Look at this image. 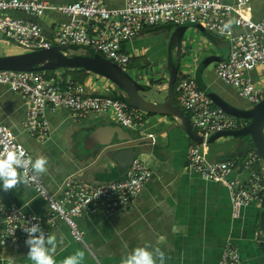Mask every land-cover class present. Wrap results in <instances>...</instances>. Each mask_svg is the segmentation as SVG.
<instances>
[{"label": "crops", "instance_id": "0c3cea01", "mask_svg": "<svg viewBox=\"0 0 264 264\" xmlns=\"http://www.w3.org/2000/svg\"><path fill=\"white\" fill-rule=\"evenodd\" d=\"M47 1L66 4L75 0ZM100 1L110 9L121 8L124 4V0ZM222 1L232 3L234 0ZM249 4L253 20L264 18V0H249ZM11 14L29 18L20 12ZM66 19L68 18L64 15L48 11L41 22L47 26L52 20ZM175 30L173 25L145 27L137 36L123 43V48L130 57L128 65L134 64L136 71L139 67L145 68L139 83L146 88L141 95L151 98L149 101H164L168 96V83L164 78L165 72L171 69L173 55H176L177 41L172 40ZM193 33L196 34L194 31ZM47 35H51L49 30ZM183 37L184 34L180 41V69L189 71L195 78L209 98L211 106L222 108L225 104H230L240 109L248 108L249 103L216 74V64L225 60L228 55L211 54L213 44ZM1 38L3 36L0 35ZM2 43L0 56L6 53L19 54L11 53ZM209 56H216L218 59L207 66L203 65ZM87 73L86 82L76 81L85 85L89 93L110 95L113 92L104 80ZM56 74L66 77L62 71H55L53 76ZM260 76V69L248 74L253 81ZM158 81L163 83L158 84ZM154 87L157 92L152 91ZM162 92L165 94H161ZM173 97L175 105L179 107L174 90ZM26 110V100L0 84V124L9 129L27 149L31 162L41 156L46 158V171L38 174L49 193H55L65 178L72 175L94 185L124 178L129 167L126 155L121 152V163L108 161L103 157L97 160L99 145L91 148L92 144H86L89 134L97 128H106L100 132L97 141L109 136V125L120 126L118 128L129 131L132 138H139L140 143L134 148V156L142 159L152 172V177L131 208L113 213L96 209L77 217L78 227L83 232V242L72 238L62 219L55 218L53 224L46 221V201L26 184L22 176L17 175L18 183L13 189H0L4 204H14L24 213L39 217L42 224L51 230V235L56 237L53 252L56 264H62L64 258L76 251L84 253L79 264H121L122 258L137 246H145L153 251L156 264L160 261L158 252L164 254V264H217L223 246L229 242L237 246L242 264H264V208L260 203L253 202L242 209L238 218H232L227 187L221 182L201 179L196 171L187 166L189 148L200 142L187 135L179 118L144 112L145 121L133 130L121 127L109 116L73 120L66 109H58L55 113L46 109L45 117L50 133L47 139L41 141L31 136L22 126ZM183 112L189 118V114ZM244 123L246 122H238V125ZM194 130L200 135L199 130ZM120 136H125V133L120 132ZM113 138H116V133ZM253 150L255 149L248 137L222 136L216 140H208L205 157L211 163L234 160L237 166L230 178L244 181L250 176V172H264L261 160L249 169L242 167V161ZM2 183L0 180V184ZM1 220L0 214V231ZM27 251L26 246H0V264H33L27 258Z\"/></svg>", "mask_w": 264, "mask_h": 264}, {"label": "built area", "instance_id": "2783aa9c", "mask_svg": "<svg viewBox=\"0 0 264 264\" xmlns=\"http://www.w3.org/2000/svg\"><path fill=\"white\" fill-rule=\"evenodd\" d=\"M48 11L68 19L52 20L45 26L41 19ZM11 12L24 13L29 18L13 16ZM250 12L249 0H234L232 3L222 0H124L123 6L115 9L107 8L100 0H75L66 4H53L47 0H0V35L24 52L52 46H82L125 69L130 57L123 43L145 27L200 25L227 39L229 54L216 64V74L249 105H254L264 99V18L253 20ZM258 69L261 76L256 81L251 80L248 74ZM0 84L26 100L22 126L41 141L50 133L46 109L52 113L66 109L73 120L109 116L122 127L133 130L145 121L143 111L105 94L89 93L85 85L71 77L56 74L47 78L40 71L0 70ZM174 91L179 107L189 114L192 128L199 130L202 137L200 143L189 148L187 166L201 179L221 182L227 187L231 216L236 219L244 207L253 202L261 203L264 172H250L246 180L240 181L230 178L237 166L234 160L207 161L208 137L217 131L237 129L238 121L222 108L212 107L205 92L187 70H180ZM9 152L15 153L21 161L17 175L22 176L26 184L46 201V221L53 224L55 218L62 219L72 238L79 242H83V232L78 227L77 217L96 209L113 213L131 208L152 177L147 164L135 157L123 179L94 185L72 175L65 178L55 193H49L40 175L32 170L27 149L0 124V159L6 158ZM257 161L260 158L253 150L241 165L249 169ZM0 214V246L27 247L24 243L27 233L23 229L31 223H39L45 235H51V230L39 217L24 213L14 204H4L1 195ZM217 264H242L237 246L226 243Z\"/></svg>", "mask_w": 264, "mask_h": 264}, {"label": "water", "instance_id": "95a60500", "mask_svg": "<svg viewBox=\"0 0 264 264\" xmlns=\"http://www.w3.org/2000/svg\"><path fill=\"white\" fill-rule=\"evenodd\" d=\"M181 25L176 28L173 39L176 43V61L179 62L181 51V38L184 34L185 26ZM191 26V25H190ZM194 26V25H192ZM200 30L203 27L196 25ZM67 47L52 46L36 51L23 52L13 55L0 56V70H19V71H43L57 68L82 69L86 72L105 78L113 83L120 93L123 94L124 102L129 106L137 108L143 112L156 115H172L181 120L182 128L187 135L193 140L201 142L202 137L192 128L190 120L186 113L183 112L174 103L173 90L177 75V68L172 66L169 71V80L167 93L168 96L164 101H149L142 94L146 90L145 86L135 81L122 67L105 59L98 53L93 55L74 54L67 55ZM216 56L207 57L203 65H209L212 61H216ZM111 97L110 95H107ZM223 110L237 120L245 121L243 125L235 130L217 131L212 133L208 140H216L222 136H233L238 138H249V142L255 148L258 157L264 163V99L254 105H250L246 109L236 108L230 104H225ZM120 126H107L108 135L105 139L97 141L96 138L105 127H100L92 131L86 139L87 142L94 145H99V154L97 160L101 157L110 160H115L121 163V152L129 159L131 165L134 156V148L139 146V138H132L129 131L118 128ZM122 127V126H121ZM120 132L125 133V136H120ZM116 133V138H113ZM111 134V135H110ZM96 140V142H94ZM89 147V146H86ZM90 157V156H88ZM261 207L264 208V192L261 197ZM264 238V232H263Z\"/></svg>", "mask_w": 264, "mask_h": 264}, {"label": "clouds", "instance_id": "9594fccd", "mask_svg": "<svg viewBox=\"0 0 264 264\" xmlns=\"http://www.w3.org/2000/svg\"><path fill=\"white\" fill-rule=\"evenodd\" d=\"M46 164V158L41 156L31 162V167L34 172L43 173L46 171ZM20 165V159L12 152H9L6 158L0 159V180L3 181L0 184V189L7 191L17 185V167ZM23 230L27 233V238L24 241L28 247L27 258L33 264H56L53 255L56 247V237L54 235L46 236L39 223H31ZM158 254L160 256L159 264H164V254L162 252H158ZM83 257L84 253L82 251H76L73 255L64 258L62 264H79ZM121 264H156V260L153 251L149 248L137 246L122 258Z\"/></svg>", "mask_w": 264, "mask_h": 264}, {"label": "rangeland", "instance_id": "374dc122", "mask_svg": "<svg viewBox=\"0 0 264 264\" xmlns=\"http://www.w3.org/2000/svg\"><path fill=\"white\" fill-rule=\"evenodd\" d=\"M166 31V30H164ZM196 32L195 33H193ZM167 32V31H166ZM169 32V31H168ZM184 37L189 38L192 41H199V42H209L211 44H213V47H211V54L215 53L216 55H222V56H227L229 53V43L226 39L209 33V31L206 30H199L197 27H191L190 25L185 26L184 29ZM183 37V39H184ZM3 45H5L7 47L8 50H10L11 53L13 52H24V49L18 47L17 45L12 44V42L10 40H8L7 38L3 37L0 39ZM182 43H184V41L182 40ZM11 47V48H10ZM175 51V49H173ZM10 54V53H9ZM13 54H17V53H13ZM66 54L67 55H72V54H83V55H89L91 54L90 50H88L85 47L82 46H78V47H70L66 49ZM7 55V53H6ZM172 66L176 67L177 65V61H176V55H173V59L171 61ZM134 64H130L125 68V71L137 82L142 80V75L145 73V68L144 67H139V69L136 71L134 68ZM180 63H179V71L180 69ZM57 71H62L65 73L66 77H71L74 78V80H78L80 82H86V80H88V73H85L83 71H81L80 69H69V68H60ZM149 73V71H148ZM161 73H163L161 71ZM166 77L164 78V80L168 83L169 80V71L165 72ZM92 76H96L95 74H91ZM98 77V78H97ZM97 79H101L102 81L104 80L106 84H108V87L111 91H116L118 90L116 88V86L109 82L108 80H106L105 78H101L100 76H97ZM155 83V82H154ZM94 85V84H93ZM154 92H157V88L154 87V89L152 90ZM151 91V92H152ZM161 94H165V92H162ZM151 95V93H150ZM146 100H149L151 98L149 97H145ZM239 122V124H241L243 121L242 120H237Z\"/></svg>", "mask_w": 264, "mask_h": 264}, {"label": "trees", "instance_id": "16d2710c", "mask_svg": "<svg viewBox=\"0 0 264 264\" xmlns=\"http://www.w3.org/2000/svg\"><path fill=\"white\" fill-rule=\"evenodd\" d=\"M173 27H175V28H177V27H179V26H175V25H173ZM70 48V47H69ZM72 48H74V47H72ZM65 53H66V51H64ZM91 52V54H89V55H93V54H95L94 52H92V51H90ZM72 55H74V54H72ZM175 68H177V78H176V80H175V84L174 85H176V83H177V81H178V76H179V74H180V71L178 70L179 69V62L177 63V65H176V67ZM58 69H60V68H57V69H50V70H43V71H40V72H42V73H44L45 74V76L47 77V78H50V77H52L53 76V74H54V72L55 71H57ZM67 69V68H66ZM81 71H83V72H85V73H87L86 71H84V70H82V69H80ZM163 82L162 81H158V84H162ZM111 96L114 98V99H119V100H124V98H123V94L122 93H120V90L118 89V90H116V91H113L112 93H111ZM150 114V113H149ZM252 147H253V145H252ZM253 149H255L254 147H253ZM107 182V181H106ZM109 182V181H108Z\"/></svg>", "mask_w": 264, "mask_h": 264}]
</instances>
